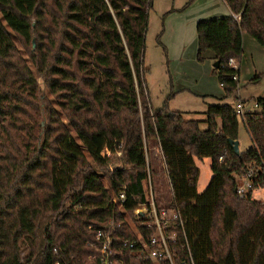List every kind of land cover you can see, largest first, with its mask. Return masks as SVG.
Listing matches in <instances>:
<instances>
[{
    "label": "trees",
    "instance_id": "16d2710c",
    "mask_svg": "<svg viewBox=\"0 0 264 264\" xmlns=\"http://www.w3.org/2000/svg\"><path fill=\"white\" fill-rule=\"evenodd\" d=\"M224 2L232 17L196 27L198 60L213 52L226 93L208 106L202 130L167 103L151 105L145 37L153 0H0V264H98L97 232L111 218L122 225L120 238L136 239L111 199L126 187L134 218L151 205L152 187L162 208L147 158L155 146L172 189L167 207L184 221L172 231L173 264H264V201L254 198L264 188V99L242 119L253 147L240 156L230 144L239 141V117L226 101L239 91L229 60L242 59L244 34L264 48V0ZM120 147L125 157L113 168L107 153ZM204 159L212 178L199 193L196 160ZM249 170L253 190L240 197ZM117 258L171 264L128 249Z\"/></svg>",
    "mask_w": 264,
    "mask_h": 264
},
{
    "label": "rangeland",
    "instance_id": "374dc122",
    "mask_svg": "<svg viewBox=\"0 0 264 264\" xmlns=\"http://www.w3.org/2000/svg\"><path fill=\"white\" fill-rule=\"evenodd\" d=\"M217 7V4H209V0H195L192 4L190 0H153L145 37L146 84L151 105L161 108L167 103L170 111L182 112L187 119L200 121L202 130L207 129L208 106L220 104V100L226 97L215 71L213 52L205 53L203 62L197 57V24L227 18L212 15ZM15 43L20 54L27 59L26 48L16 39ZM237 63L240 66L239 91L226 101L236 105L238 97L248 109H254L256 100L264 99V48L248 34H244V55ZM238 120L240 152L243 153L253 144L242 118ZM147 158L158 173L155 181L158 203L169 206L173 196L160 149L157 146L152 148ZM196 162L200 170L198 192L202 193L212 178L211 160ZM103 182L108 187L106 180ZM254 198L264 201V188L256 190ZM27 254L28 250L24 247L21 255L24 258Z\"/></svg>",
    "mask_w": 264,
    "mask_h": 264
},
{
    "label": "built area",
    "instance_id": "2783aa9c",
    "mask_svg": "<svg viewBox=\"0 0 264 264\" xmlns=\"http://www.w3.org/2000/svg\"><path fill=\"white\" fill-rule=\"evenodd\" d=\"M236 19L239 20V17H236ZM229 66L235 71H240V66L235 59L229 60ZM233 80L235 82L239 81V75L235 74ZM235 108L238 117L243 119L247 114L255 112V109H259V105L255 102L254 109H248L245 102L239 100L235 105ZM124 157L125 153L122 151V147H120L115 153H107L109 164L113 168H120L119 165H114L113 162L123 159ZM222 160L223 157L220 159V161ZM164 172L172 192L168 171L165 164ZM253 178V170H249L241 177L239 186L237 188V193L240 197H245L251 190H253ZM151 183V177L149 176L150 186ZM151 198V205L149 207L145 205L135 209L134 218H131L126 213L124 206L127 200L126 187L119 190L117 195H114V197L111 199V203L122 212L124 221L127 222L130 228L136 231L137 238L132 240L120 238L118 236V231L122 228V225L117 223L114 218L109 219L107 224L98 230L96 236V247H98L100 252L98 264H123V260L121 258H117L118 254L122 252L123 249L132 250L136 256L143 257L147 260H168L171 264H173V255L169 243L176 244L177 236L176 233L172 231L177 225L183 227V217L177 208H171L167 206H162V208L157 207L154 200V192L152 191V187ZM139 226L145 230L156 229L154 237L146 239L145 236L139 231Z\"/></svg>",
    "mask_w": 264,
    "mask_h": 264
},
{
    "label": "crops",
    "instance_id": "0c3cea01",
    "mask_svg": "<svg viewBox=\"0 0 264 264\" xmlns=\"http://www.w3.org/2000/svg\"><path fill=\"white\" fill-rule=\"evenodd\" d=\"M209 4H217V9L213 11L212 15L213 16H217L219 18L221 17H232V13L229 10V8L227 7L226 3L224 2V0H209ZM224 4V5H223ZM220 5L222 6L220 8ZM225 6V7H224ZM224 8V9H222ZM239 83H240V72H239Z\"/></svg>",
    "mask_w": 264,
    "mask_h": 264
},
{
    "label": "water",
    "instance_id": "95a60500",
    "mask_svg": "<svg viewBox=\"0 0 264 264\" xmlns=\"http://www.w3.org/2000/svg\"><path fill=\"white\" fill-rule=\"evenodd\" d=\"M33 46L35 48V41L33 42ZM218 66H219V62L216 61L215 64H214V67L217 68ZM230 144L233 147V150H234L235 154L237 156H240L241 152H240V143H239V141H230Z\"/></svg>",
    "mask_w": 264,
    "mask_h": 264
}]
</instances>
